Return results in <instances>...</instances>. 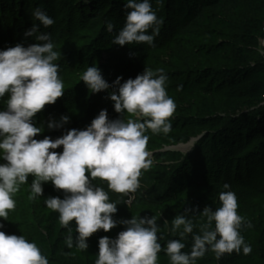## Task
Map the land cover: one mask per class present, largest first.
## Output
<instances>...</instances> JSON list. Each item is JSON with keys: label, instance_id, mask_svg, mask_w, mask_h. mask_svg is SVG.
<instances>
[{"label": "clouds", "instance_id": "9594fccd", "mask_svg": "<svg viewBox=\"0 0 264 264\" xmlns=\"http://www.w3.org/2000/svg\"><path fill=\"white\" fill-rule=\"evenodd\" d=\"M124 8L130 11L113 44L152 45L162 20L153 11L150 0H127ZM33 15L39 24H33L24 35L34 37L38 43L27 47L18 43L0 50V98L7 94L6 109L0 110V159L5 161L0 163V219L8 221L9 213L16 207L15 196L28 183L29 176L33 177L29 200L41 197L42 183L50 181L65 193L63 199L49 197L44 203L59 214L61 227L67 229L66 246L86 251L87 239L92 234L98 230L108 232L118 223L113 219L118 203L110 200L103 186L92 181L106 182L112 192L135 193L141 186L142 171L153 165L152 153L147 148L149 136L145 133L150 130L153 134H169L177 105L166 91L168 77L163 69H144L123 83L122 77H117L110 85L94 64L86 68L80 80L91 93L116 88L108 98L121 118L110 120L105 109L83 130H69L54 140L36 139L43 129L34 126L33 118L46 105L63 97L65 86L56 63L61 52L54 50L50 33L39 31L40 25L47 28L54 20L40 8ZM106 27L111 32L114 25L109 21ZM68 119L61 116L58 122L49 121L48 128H61ZM60 146L62 152L54 151ZM194 146L193 143L189 150ZM223 188L226 191L218 197L220 207L205 206L195 215V209L185 208L183 214L171 220V231L180 239L168 241L163 249L169 264H196L207 252L214 253L216 260L241 250L244 255L251 253L241 231L252 225L238 213L237 197L228 190L230 186L224 184ZM197 216L198 224L193 219ZM119 223L125 230L116 238L104 236L98 240L95 264H157L162 251L157 217L132 216ZM164 224L167 226L168 221ZM189 235L191 250L184 252V241ZM0 264H49V259L25 236L0 231Z\"/></svg>", "mask_w": 264, "mask_h": 264}, {"label": "trees", "instance_id": "16d2710c", "mask_svg": "<svg viewBox=\"0 0 264 264\" xmlns=\"http://www.w3.org/2000/svg\"><path fill=\"white\" fill-rule=\"evenodd\" d=\"M42 0H0V29L8 39H12L14 31L21 23L25 29L39 24L33 13ZM44 1V0H43ZM111 7L108 14L111 23L124 24L127 12L124 4L127 0H107ZM118 4H116V2ZM152 9L159 11L158 19L163 17L167 25H174L176 38H182L185 34L194 32L203 33L206 38L199 43L201 62L195 71L196 78L191 82L178 83L177 88L183 93H191L196 87L202 95L212 99L216 96L224 97L223 112L218 114L215 105L199 104V112L202 119L199 126L207 127L202 132L201 138L195 143L191 156H186L173 170L167 180L165 197L170 200L177 199L186 191L190 197L185 208L195 209V215L205 206L218 208L221 203L219 194L226 189L236 194L238 204L239 197L244 191L240 186H247L255 182L256 187L252 196L246 200H264V63L262 62L258 48L260 41L264 39V0H150ZM106 3V4H107ZM115 4L119 7L118 16L115 14ZM196 50V48H195ZM207 79V80H205ZM198 81V82H197ZM7 94L0 98V110H4ZM54 110V109H53ZM194 112V111H193ZM44 109L33 118L34 126L45 125L46 116ZM54 122H58L61 113L54 114L51 111ZM197 133V135H199ZM194 134L193 136H197ZM200 137V136H199ZM0 163H5L0 159ZM32 176L28 177V183L21 186L16 194L20 197L19 203L26 206L29 201ZM43 193L41 197L33 200L32 210L26 208L15 209L16 214L8 221L0 219V224L8 226L13 220L20 228L19 234L30 242H35L42 254L47 256L49 264H63L59 259V247L61 237L67 234V229L61 227L57 212L49 210L44 201L45 198H64L65 193L53 192V184L42 183ZM113 201L112 199H110ZM174 214L167 216V226L163 220L158 219L160 230H167L165 234L158 233L162 256L169 263V258L163 249L168 241L180 239L178 234L171 231V220ZM117 226L108 232L98 230L87 239L89 245L86 251L72 249L81 258L74 264H95L98 253V240L104 236L116 238L123 231L119 223L120 216L116 212L113 215ZM194 223H199V217H195ZM30 224V226H29ZM73 236L75 222H72ZM0 228V231H4ZM198 230H194L196 232ZM6 234V231H4ZM246 243L250 245V234L242 232ZM186 245H192L191 235L184 241ZM184 251V249L182 250ZM216 264H221V259L216 260L215 254L207 252ZM227 259H236L238 264H255L253 250L250 254L233 252L225 254ZM261 258L264 262V249Z\"/></svg>", "mask_w": 264, "mask_h": 264}, {"label": "rangeland", "instance_id": "374dc122", "mask_svg": "<svg viewBox=\"0 0 264 264\" xmlns=\"http://www.w3.org/2000/svg\"><path fill=\"white\" fill-rule=\"evenodd\" d=\"M107 2V0L40 1V9L46 12L54 23L47 28L40 25L39 31L50 33L55 45L54 50L61 52V57L56 63L60 66L59 76L65 87L63 97L58 98L54 104L44 107L45 125L42 133L35 138L39 140L51 137L54 140L69 130H83L90 125L101 110L105 109L110 120L121 118L122 114L114 111V102L108 98L109 92L116 91V88L91 93L85 83L80 80V76L88 66L96 64L103 78L110 85L117 77H122L121 83H123L129 78L134 79L138 74L143 73L144 69L153 71L163 69L168 77L166 91L177 107L171 118L172 131L169 134H153L150 130L145 133L149 136L147 148L152 153L153 165L148 170L142 171L139 178L140 188L135 193L121 194L108 190L107 183L104 181L99 179L92 181L93 184L103 186L109 192L110 199L118 203L117 213L120 221L139 215L140 217L156 216L158 224V219L166 221L170 214L174 216L183 214L185 204L190 197V192L186 191L177 199L170 200L165 197L164 191L173 170L184 157L191 156L195 146L191 150L181 147L201 137L202 132L207 130V127H195L199 126V121L202 119L199 104L215 105L219 114L223 112L225 99L223 96L210 99L202 95L198 87L191 93H183L177 88L176 84L191 82L196 78L195 71L201 62L200 56L196 55L199 51L197 48H199V43L206 39L203 33L194 32L185 34L182 38H176L174 25H167L160 16L162 24L159 26V33L155 36L152 45L143 43L115 45L113 40L124 24L112 23L113 30L111 32L107 30L106 22L110 21L108 14L111 10ZM115 2L118 4L117 1ZM116 4L112 7L115 8L114 16H118L120 12V7ZM153 11L157 16L160 13L155 7ZM26 31L27 29L20 23L13 32L12 39H8V36L0 29V50H5L18 43L25 47L38 43L34 37H25ZM149 34H151V29H149ZM258 53L264 63V39L260 41ZM51 111L54 114L61 113L62 116H67L68 122L61 128L49 129L48 123L52 120ZM124 116L127 118L126 113ZM199 132L200 134L197 135ZM194 134L197 136H193ZM54 151L62 152V146ZM255 187V182L238 187L244 192L239 197L240 203L237 211L245 221L252 225L250 228L244 227L241 234L244 231L250 234V246L255 254V264H264L261 258L262 249H264V200L256 202L246 200L252 196ZM53 190L56 195L63 191L56 189L54 185ZM15 200V209H22L24 205L19 203L20 197L16 195ZM123 201H128V203L125 204ZM34 205L33 200H29L24 208L32 210ZM15 209L9 213L11 218L16 214ZM16 224L13 220L8 226H4L3 230L10 234H19L20 228ZM121 225L125 230V226ZM194 230H198V227ZM167 232V230H160L161 234ZM66 236L67 234H63L61 237L58 259L63 264H74L81 256L66 246ZM190 250L191 246L186 245L184 252H190ZM220 261L221 264H238L236 259H227L225 255ZM157 264L169 263L162 256H158ZM196 264L216 263L211 257L204 255L196 261Z\"/></svg>", "mask_w": 264, "mask_h": 264}, {"label": "water", "instance_id": "95a60500", "mask_svg": "<svg viewBox=\"0 0 264 264\" xmlns=\"http://www.w3.org/2000/svg\"><path fill=\"white\" fill-rule=\"evenodd\" d=\"M200 138H201V137H198V138H196V139L191 140L190 143H189L188 145H186V146H182L181 148H183V149H190L191 146H192V144H193V143L195 144Z\"/></svg>", "mask_w": 264, "mask_h": 264}, {"label": "built area", "instance_id": "2783aa9c", "mask_svg": "<svg viewBox=\"0 0 264 264\" xmlns=\"http://www.w3.org/2000/svg\"><path fill=\"white\" fill-rule=\"evenodd\" d=\"M263 34H264V25H263Z\"/></svg>", "mask_w": 264, "mask_h": 264}]
</instances>
